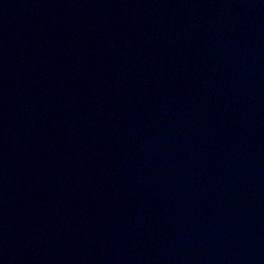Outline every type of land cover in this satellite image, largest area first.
<instances>
[{
    "label": "water",
    "instance_id": "water-1",
    "mask_svg": "<svg viewBox=\"0 0 264 264\" xmlns=\"http://www.w3.org/2000/svg\"><path fill=\"white\" fill-rule=\"evenodd\" d=\"M0 264H264V0H0Z\"/></svg>",
    "mask_w": 264,
    "mask_h": 264
}]
</instances>
